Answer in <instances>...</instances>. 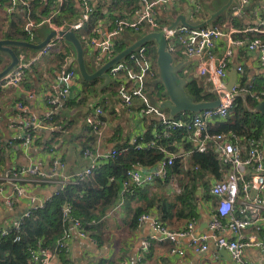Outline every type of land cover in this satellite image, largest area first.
Wrapping results in <instances>:
<instances>
[{
	"label": "built area",
	"instance_id": "1",
	"mask_svg": "<svg viewBox=\"0 0 264 264\" xmlns=\"http://www.w3.org/2000/svg\"><path fill=\"white\" fill-rule=\"evenodd\" d=\"M79 9L77 18L62 17L61 9L65 0H55V4L40 19L33 15L35 0H0L4 2V13L11 16L15 12L23 14L26 19L24 30L30 37H34V28L48 26L55 35L29 61H20L5 76L0 78V91L9 87H18L25 79L31 67L39 59L51 51H59L66 40L64 33L74 31L76 34L93 22L87 45L97 61L106 63L117 53L115 39L126 30L141 32L147 28L150 32H163L166 38L167 50L172 54L173 65L177 67L182 56L187 59H199L196 65L197 76L207 80L209 89L216 93V97L225 96L226 100L214 108L203 109L194 115L182 113L178 119H172L151 103L147 81L159 70L157 58L149 54V47L141 45L125 58L112 65L107 76L109 80L120 79L119 97L121 102L130 109L135 100H141L145 106L140 110L143 115L155 114L160 125L155 123V136L170 139L175 130L186 131L184 138L190 141L200 152H205L211 145L223 167L228 168V174L223 178H212L210 192L217 199L216 206L209 221V233L194 234L196 219H190L182 228H172L155 215L142 213L139 221L151 219L152 231L143 242L142 251L149 250L153 242H167L170 244V253L185 255L187 251L194 253L205 252L209 249L211 239L219 248L228 250L235 264H264L253 262L246 258V250L251 247L264 249V137H242L235 132H211L210 123L224 120L234 106L237 97L250 92L253 79L247 82H235L232 90L228 89L224 81L229 76L231 59L237 48L249 51H258L261 61L264 62V17L259 14L257 23L243 29L235 26L231 20L222 25L193 28L179 23L170 26V21L164 20L166 10L172 5L180 6L182 0H112V2L136 1L132 5L131 13L115 14L104 10V15H94L93 0H76ZM197 4V0H185ZM252 0H238L232 5V14L242 16ZM260 13L261 11H257ZM114 14V13H113ZM94 15V18L92 16ZM187 17V16H186ZM188 19V18H187ZM193 24V23H192ZM258 33L260 36L239 37L237 34ZM219 39L225 40V48L221 55H215V48ZM65 52V51H64ZM238 77L245 73L243 64L236 67ZM77 65H73L69 54L60 64L58 73L52 84L51 93L46 97L48 110L43 116L30 113L22 121L12 122L11 127L22 133V145L29 147L39 137V133L47 129L52 135L63 130V123L56 120L59 111L72 101L73 87L77 80ZM212 88V89H211ZM30 93V98L35 97ZM260 95L264 97V90ZM19 111H25L24 101L17 104ZM86 116V122L96 136V143L83 150L89 159L88 165L78 173L65 175V163L59 158L55 145L48 144L46 149L51 155V172L45 173L36 165L28 167L9 168L0 173V195H3L9 205H13L16 197L26 196L25 185L55 184L56 189L47 201L58 194L69 184H80L96 171H101L103 165L116 158L126 148L105 146V134L109 128V121L103 118L105 113L102 105H93ZM160 130H157V127ZM144 133L135 135L130 144L137 149H144L157 145V140L144 141ZM163 149V148H162ZM245 153V155H244ZM185 152H167V156L156 167L148 169L135 167L129 169L126 178L121 182L120 203H124L127 196L133 195L135 190L154 183L157 179L165 180L168 168L174 164L175 158L183 157ZM184 158V157H183ZM12 185V191L4 193V185ZM32 199V209L43 206L46 202H36ZM31 209V210H32ZM30 210V211H31ZM28 211L7 227L0 229V235H9L16 231L15 241L21 239L22 219L28 216ZM63 233L57 238L53 246L45 245L43 240L28 248L30 264H51L59 255H68L72 249L74 231L82 238L92 237L85 229L82 221L74 217L72 206L67 203L63 207ZM252 229L251 234L246 230ZM226 233H229L227 235ZM91 241H96L93 237ZM141 251L137 264H146Z\"/></svg>",
	"mask_w": 264,
	"mask_h": 264
},
{
	"label": "crops",
	"instance_id": "2",
	"mask_svg": "<svg viewBox=\"0 0 264 264\" xmlns=\"http://www.w3.org/2000/svg\"><path fill=\"white\" fill-rule=\"evenodd\" d=\"M96 4V0H93L94 7ZM109 4H112V0H104L102 2L103 6L101 11L104 12ZM111 8L114 9L115 7L112 5ZM258 9L261 11L260 13L257 12ZM123 11L125 13H131L132 5L125 7ZM180 14L186 15L182 10V6L172 5L166 10L164 20H175ZM258 14L264 17V0H261L260 8L256 7L255 9L256 21L248 16L247 19L243 20V27L255 25L257 20L259 22ZM236 17L239 18L238 22L242 20V16ZM243 27L238 26V28ZM148 32V29L145 28L141 32H137V34L144 36ZM241 34H244V36L249 35L245 33ZM68 47L70 49L71 45H68ZM87 48V56L89 59H86L84 55L85 63L89 64V73H93L105 63L97 60L95 61L92 57L91 50L88 46ZM224 48L225 40L219 39L214 50L215 55H221ZM54 52L55 51H51L46 56L62 53L61 51ZM46 56L39 59V61L31 67L25 79L18 87H9L0 91V147L5 150L7 149L5 163L1 167L0 173L9 168L28 167L30 165H36L39 170L50 173L51 155L45 147L48 144H53L58 149L59 158H62L65 163V175H72L83 170L88 165L89 159L83 153L80 139H82L84 135L82 132L86 124L84 120L85 114L93 105H102L105 112L111 103L115 105V112L109 114V128L105 134L106 147H116L118 144H127L135 135L146 133L149 120L152 116L143 115L141 113L140 100H135L134 105L131 106L132 108L130 109L122 103L118 97L113 96L110 91L106 89V85L111 80H109L108 76L104 75L100 88L93 94H87L83 97L86 100V102H84L85 106L83 101H79L81 98L79 92L84 88V85H82L80 79L75 81L72 94V100H74L73 102H75V105H65L58 114L60 121L67 125L64 132L52 135L50 131L44 129L39 133L38 139L33 144L27 148L24 147L22 145V133L13 129L11 123L22 121L30 113L43 116L47 112L48 105L46 97L51 93L52 84L59 68L51 67L52 61ZM69 56L72 64L76 65L71 57L72 53ZM198 60V58L187 59L185 56H182L181 61L177 65L178 69L175 71L176 76L182 77L189 72L197 76L196 65ZM239 64L244 65L245 73L242 77L236 75L235 82L242 81L247 75L248 78L261 82L262 85L260 84L258 87L262 89L264 85V62L261 61L260 53L258 51H249L244 48L235 49L231 59L229 76L224 80L227 84L230 81L231 73L236 70ZM78 78H80V76ZM200 79L203 80V82L206 83V87L209 88L207 80ZM263 90L264 89L261 91ZM33 92L36 95L34 98H30L28 95ZM19 101H24L26 105L25 111H19L17 109L16 104ZM82 105L85 108L83 110L84 114L77 111L79 110L81 112L80 106L83 107ZM156 105L158 106V104ZM172 105L173 104L169 102V100L168 102L165 100L162 104L163 108H166L164 113H166L168 117H173ZM68 121L71 122L68 123ZM211 124L214 125L213 123H210V125ZM182 152L187 153L183 156L184 160L181 162L186 166V159L189 157L190 151L183 150ZM222 169L223 173L221 178L228 174L227 167L222 166ZM182 176L183 174H173L167 181H156L138 189L137 192L134 193L135 195L125 198L124 203L119 202V204L102 219L100 228L95 230L97 238H93L96 241H91L92 237L82 238L77 235L75 229H72L74 231V236L72 238V249L70 253L68 255L62 254L55 257L51 264H103V260H107L106 264H137V259L142 251L143 242L149 237L152 231L151 219L140 222L138 218L137 226H133L132 219L138 208L144 209L142 213H149L150 215L161 218V208L158 206L157 202L152 207L148 206L149 200L157 196L164 199L166 198L169 202L173 203V206L170 208L166 207L165 203L163 207L166 214L163 221L168 226L175 229L182 228L186 226L191 218L178 215L181 205L180 202L176 201L175 191L180 192L181 188L175 189V185L176 181L181 179ZM207 177H210L211 180L212 178L220 179L210 174H208ZM55 189V184L25 185L26 196L16 197L12 206L6 202L3 195H0V229L17 221L32 209L33 203L30 196L35 197L36 202L41 201L44 203ZM11 191L12 185H4V193L8 194ZM204 193L202 187L197 190V213L192 216V218L196 219L194 229L195 235L209 233V221L217 203L216 197L212 196L210 191L207 196H204ZM251 232H253L251 228L246 230V234L248 235L251 234ZM226 234L229 235V233ZM170 247V244L167 242H153L149 250L142 251L144 254V261L146 264H235L226 251L219 249L215 245L213 239H211L209 243V249L201 253L187 251L185 255L171 254ZM245 255L250 261L264 262L263 248H248Z\"/></svg>",
	"mask_w": 264,
	"mask_h": 264
},
{
	"label": "trees",
	"instance_id": "3",
	"mask_svg": "<svg viewBox=\"0 0 264 264\" xmlns=\"http://www.w3.org/2000/svg\"><path fill=\"white\" fill-rule=\"evenodd\" d=\"M103 1L104 0H96L97 4L94 7V15L105 14L103 11H101ZM226 1L227 0H197V4H192L184 0L183 4L180 6H182V10L188 16V20L191 23L199 24L207 19V15L210 16L212 12L218 10L222 5H224ZM54 4L55 0H35L33 10L34 17L39 20L41 15L48 13L50 7ZM134 4H136V1H126L119 3L112 2V4H109L108 8H106V12L110 13V17H113L115 14H123L124 11H126H123L125 7ZM260 4L261 0H253L252 4L245 8L244 13L242 14V20H240V22H238L239 18L232 14L231 6L227 11L216 17L208 26L222 25L227 20H233L237 27H243V20L247 19L248 16H250L251 19H255L256 21L255 9L256 7L260 8ZM112 5L115 7L114 9L111 8ZM4 6L5 3L0 2V10H3ZM61 14L62 17H67L70 19L77 18L79 16L77 1L65 0V3L61 9ZM4 15L6 18H8V22L7 27L5 30H3V39L29 41L39 44L52 31L46 25L35 27L34 37L29 40L30 36L24 30L26 19L24 18L23 14L15 12L11 16L6 15V13H4ZM94 15L92 16L93 19H95ZM91 25L93 26V22L88 24L83 28L82 31L77 32L76 34L84 48V55L86 52L85 45L88 46V36L91 34L92 30ZM139 36L140 35L133 30H126L122 32L115 39V52L119 53L123 51L134 41H136ZM237 36L244 37V34H237ZM249 36L253 38L260 35L258 33H250ZM63 42L64 44L62 46V53L59 54V57L61 58L59 64L64 61L68 54L70 55V49L68 45H71L74 49L73 61L76 63V65H78L76 46L69 40H64ZM145 44L149 47V54L157 58L158 43L151 39ZM11 47L18 55L20 61H29L31 59L27 58V54L20 51L23 48L30 47L19 45H12ZM8 55L10 56L9 53ZM0 62H2L1 56ZM156 64L158 66L157 61ZM86 68L89 72L90 69L88 63H86ZM77 72L78 77L80 76V78L77 77V79H80L82 81V85H84V88L79 92V96H81V98L87 94L96 92L97 89L100 88L102 77L93 80H86L82 76L79 66H77ZM248 79L249 78L246 75L243 78V82H247ZM182 81L185 82L182 92V96L184 98L193 102H201L216 98V93L206 87V83H204L200 77H197L192 72H189L187 75L177 79L176 83L179 84ZM253 81V87L250 89L251 91L248 92L245 97L239 96L235 99L234 106L230 109L228 116L224 120H218L213 123L214 125L211 124L212 126H209L211 132L232 131L246 138L264 137V114L260 111H254L256 105L264 100V97L260 95L261 90L264 89V85L262 86V89H259L258 86L260 84L262 85V83L257 82L255 79H253ZM119 83L120 79H112L106 85V89H108L113 96L120 99ZM208 85L210 87L209 83ZM147 91L151 103L156 107H158L156 104L160 103V101L169 100V102H171L165 85L162 81L160 70H158L154 76L148 79ZM73 101L74 100H72L67 105H75V102ZM144 106L145 104L141 101L140 110ZM158 108L162 112L166 111V108ZM90 111L91 108L85 114V122L86 116ZM114 112L115 105L111 103L107 108V111L104 113L103 118L109 121V114ZM182 113L183 112L173 113V117L170 118L178 119L182 116ZM185 114L194 115L195 113L185 112ZM145 115L152 117L149 120L147 131L144 134V141L148 142L152 139H156L157 145L144 149H137L134 145L130 144V142L127 144L116 145V147L119 149L126 148V150H124L116 158L105 163L101 171L94 172L93 175L80 184L67 185L43 206L32 209L29 215L22 219V230L20 232L21 239L19 241H15V230L10 231L9 235H0V264H30L28 248L37 244L39 240H43L45 245L53 246L57 238H59L63 233L64 228L62 214L63 207L66 203H69L72 206L74 217L79 218L82 221L89 234L92 237L97 238L95 230L99 229L102 225V219L105 218L109 212L112 211L120 202L121 182L126 178L127 171L135 167L148 169L154 168L159 164V162L164 160V158L167 156V152L175 153L183 150L190 151V155L186 159V163H188L189 166L188 164L185 166L184 163H181L182 160H184L183 157L180 156L175 158L174 164L168 168L167 178L165 180L157 179L156 181H167L169 180L168 178H171L173 174H183L181 179L184 181V185L181 191L176 195V201L180 202L181 205L178 215H184L185 217H191L190 219H192V216L197 213V190L202 187L205 192L204 196L208 195L211 186V179H209L207 175L210 174L212 176L221 178L223 173L222 164L220 163L218 156L214 152L211 145L205 152H200L190 141H187L184 138V136L187 134L186 131L175 130L172 132L170 139L156 137L154 133V130H156L155 123L160 125V122L155 114ZM56 120L60 121L59 116H56L55 121ZM70 122L71 121H68V123ZM66 126L67 125L64 123L63 130L61 132L56 131L54 134L64 132ZM157 130H160L159 126L157 127ZM82 133H84V135L82 136V139H80V143L83 150L87 147L93 146L96 143V136L92 132L87 122ZM6 151L7 149L5 150L4 148L0 147V169L5 163ZM182 166L187 168L183 169ZM137 190H135L134 193H136ZM133 195L127 197L129 198ZM156 202L161 208L160 220L163 221L166 217V214L163 210L164 203L166 207L169 208L173 206V203L169 202L166 198L164 199L156 196L149 200L148 206L152 207ZM143 210L144 209L139 208L136 210L132 219L133 226H137V219L140 217L142 212H144ZM106 261L107 260H103L102 263L106 264Z\"/></svg>",
	"mask_w": 264,
	"mask_h": 264
},
{
	"label": "water",
	"instance_id": "4",
	"mask_svg": "<svg viewBox=\"0 0 264 264\" xmlns=\"http://www.w3.org/2000/svg\"><path fill=\"white\" fill-rule=\"evenodd\" d=\"M237 1L238 0H227L226 3L222 5L218 10L212 12L209 18L205 19L203 22L199 24H192L187 19L186 15L180 14L175 20L170 21L171 23L170 26L173 27L181 22L193 28L205 27L209 25L216 17L220 16L222 13L227 11L233 5V3ZM54 35H55V31H51L48 34V36L39 44H35L29 41L0 39V49L8 52L11 56V62L2 71H0V78L5 76L7 73H9L19 63L20 59L18 55L12 49L11 47L12 45L25 46V47H30L33 49H41L51 40V38ZM64 35H65V38L73 42L77 48V60H78L79 69H80L82 76L86 80H93L99 77H103L104 75L107 76L108 75L107 71L112 65H114L119 60L125 58L128 54L136 50L141 45L145 44L147 41L153 39L158 43L157 63L159 66L160 74L162 77V81L165 85L167 94L169 96L171 103L173 104L172 105L173 113H179V112L195 113L203 109L217 107L226 100V97L222 96V97H216L215 99H212V100L193 102L182 96L183 86L185 85V82L182 81L179 84L176 83L177 78L175 75V71L178 69V67L173 65V57H172V54L167 50L166 38L163 32L154 31V32L147 33L146 35L140 37L139 39L134 41L131 45H129L127 48H125L123 51L117 53L112 59L107 61L97 71L93 73H89L86 68L84 48L80 40L78 39L76 33L74 31H67L64 33ZM236 75H237L236 70H234L233 73H231L230 75V81L227 84V87L230 90H232L235 84ZM254 111H260L264 114V100L256 105ZM65 206H67V203L65 204ZM222 249L223 251H226L229 254L227 249L225 248H222Z\"/></svg>",
	"mask_w": 264,
	"mask_h": 264
},
{
	"label": "rangeland",
	"instance_id": "5",
	"mask_svg": "<svg viewBox=\"0 0 264 264\" xmlns=\"http://www.w3.org/2000/svg\"><path fill=\"white\" fill-rule=\"evenodd\" d=\"M209 1V0H208ZM207 18H209V16L207 15ZM7 22H8V18H6L5 17V15H4V12H2L1 10H0V39H3V30H5V28L7 27ZM208 26V25H207ZM31 38L32 37H30L29 38V40H31ZM85 47H86V53H85V56H86V59H89V57L87 56V50H88V48H87V46L85 45ZM39 50L40 49H33V48H23V49H21L20 51H22L23 53H25V54H27L28 55V57L27 58H32L33 56H35L38 52H39ZM70 55H71V53H72V58H74V49H73V47L71 46V48H70ZM59 51H62V47H60V50ZM58 51V52H59ZM55 52H57V51H55ZM54 52V53H55ZM0 56L2 57V62H0V71H2L11 61H10V56L8 55V53L7 52H4V51H1L0 50ZM47 58H50V60L52 61V65H51V67H53V68H59L60 67V65H59V60H61V58L59 57V54H54V55H49V56H46ZM92 57H93V59L96 61V59H95V57L92 55ZM55 66V67H54ZM56 66H58V67H56ZM102 79H104V77H102ZM93 94V93H92ZM88 95H91V94H88ZM81 97V96H80ZM79 101H83V103L84 102H86V100H85V98H80V100ZM165 101V100H164ZM164 101H161V103H158V106L159 107H162L163 108V106H162V104H163V102ZM168 102V101H167ZM79 103V102H78ZM82 103V104H83ZM83 106V105H82ZM84 106H85V103H84ZM84 106L83 107H81L80 106V109H81V112L79 111V110H77L79 113H83V110L85 109L84 108ZM84 114V113H83ZM188 164V163H187ZM187 166V165H186ZM188 166H189V164H188ZM183 167V169H185V168H187V167H185V166H182ZM209 179H211L210 177H208ZM183 185H184V181L182 180V179H179V180H177L176 181V187H175V189H177V188H181L182 189V187H183ZM174 189V190H175ZM179 192H176L175 191V195H177ZM175 198H176V196H175ZM117 206V205H116Z\"/></svg>",
	"mask_w": 264,
	"mask_h": 264
}]
</instances>
